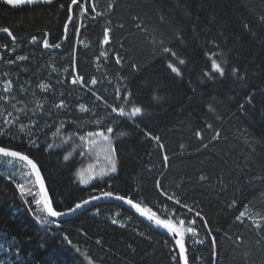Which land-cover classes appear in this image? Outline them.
I'll list each match as a JSON object with an SVG mask.
<instances>
[{"label": "trees", "instance_id": "obj_1", "mask_svg": "<svg viewBox=\"0 0 264 264\" xmlns=\"http://www.w3.org/2000/svg\"><path fill=\"white\" fill-rule=\"evenodd\" d=\"M70 2L0 3V27L17 37L0 33L8 45L0 47V95L9 96L0 100V146L36 162L58 211L112 191L161 216L165 206L176 209L186 226L196 221V236L185 235L189 264H264V0H78L68 13ZM45 39L60 47L45 48ZM212 59L223 76L212 72ZM77 76L97 83L73 84ZM5 80L13 82L10 94ZM61 101L65 107H55ZM109 105L143 112L120 117ZM108 126L116 171L107 165V174L94 171L82 183L91 165L104 167L91 161L96 147L106 160V144L79 137ZM29 190L38 193L28 167L0 156V264H178L172 241L120 205L103 202L56 220Z\"/></svg>", "mask_w": 264, "mask_h": 264}, {"label": "snow or ice", "instance_id": "obj_2", "mask_svg": "<svg viewBox=\"0 0 264 264\" xmlns=\"http://www.w3.org/2000/svg\"><path fill=\"white\" fill-rule=\"evenodd\" d=\"M85 2H87V0H85ZM0 3L5 4V5H11L12 8H18L20 6H24V5H35L38 3H43V4H52L53 0H0ZM78 4V0H71V2L67 5V12L71 13L73 11V6ZM66 6L64 4L60 5L61 9H64ZM79 7L84 8V3H79ZM91 10L95 11V5H91ZM87 11V9H85ZM68 19H72L71 15L68 16ZM261 20L264 21V17H261ZM65 28V32H67V25H64ZM108 29H105L104 32V43L107 44L109 42V36H108ZM0 33H6L8 37L11 38V40L14 42L16 41L17 37L15 35H13V32L8 28V27H0ZM32 42L35 43L36 42V37H32ZM43 46L45 48H49V47H56L59 48L60 44H49L48 40L45 39L43 41ZM0 47H8L7 44L4 45H0ZM164 52H170L171 50L168 48H164L163 49ZM101 55H106V53H101ZM173 56H176V54L173 52L172 53ZM213 56H215L216 54L213 53ZM19 60H25L27 59L24 56H20L18 57ZM177 61L178 64H184L185 61L183 59H180L179 57H177ZM9 63H13V61H9ZM117 64L121 63V60L119 58H117L116 60ZM133 68H135L136 66L133 65ZM168 68L175 73L176 75H181V70L180 68L172 63L169 62L168 64ZM211 70L213 73H219L221 76H223L225 74V70L224 68L221 66L220 63L217 62L216 59H212L211 60ZM237 69L233 68L232 72L235 75L237 73ZM5 76L7 75V73L4 74ZM205 75H209L208 72L205 73ZM242 78V77H241ZM73 84H87V83H91L92 85H95L97 83L96 78H91L90 81H85L84 77L82 76H77L76 78H74L71 81ZM13 87V82L10 80H5L4 81V87H3V93L6 94H10L11 90ZM39 87L42 90H47L48 89V85L47 84H43L41 83L39 85ZM23 90V89H22ZM117 94H119L120 90L117 89ZM95 94V93H93ZM33 95H35L33 93ZM130 95V94H129ZM99 99V97H97ZM125 100H127V97H121ZM9 99V96L7 95H0V100L2 101H7ZM11 99L15 100V97H11ZM249 99H251V97H249ZM19 103H23L22 101H18ZM12 107L15 108L16 104H12ZM36 109H43L44 104L41 101H36L35 104ZM55 107L57 108H63L65 107V104L63 101H61L59 104L55 105ZM109 107H111V112L112 113H116L118 116L123 117V116H128L129 118H133L136 117L138 115H140L143 112V109L139 106L133 105L131 107L130 112H126L123 106L120 107H113L111 105H109ZM80 110L82 112H86V111H90V109L86 108L85 105L81 104L80 105ZM20 111H23V109H21ZM0 115H3V113H0ZM12 113L9 112L8 116H11ZM17 119H19L17 117ZM95 123L99 124L101 121L97 120L94 121ZM115 122V121H114ZM5 124H12L14 123V121H10L7 118H5L4 120ZM208 127L210 128L211 125H208ZM26 128V125H24L23 123H20L19 125V129L20 131H24ZM57 132H59V129L57 130ZM113 132V128L111 126L106 127V129L104 130H100V131H95V132H87L86 135H81L79 137L80 141L84 144V145H96L100 142H103L104 144L107 145V150L111 153L113 150L111 149V137L108 135L110 133ZM3 132H0V135H3ZM125 133H120V135H124ZM72 135H75V133H73ZM196 135L198 137H201V133L197 132ZM219 137V133H216V135L213 137V139H216ZM154 139H156L157 141H159V137H154ZM66 142V141H65ZM48 147H52V145H49ZM160 147H163V145L161 144ZM181 147H183V145H181ZM204 147L206 148L207 145L205 144ZM81 155H83L84 153L81 152ZM0 155H2L3 157H11L14 159H19L20 161H24L27 163V165L30 166L32 173L35 175V184L39 185V192L36 193L35 195H33L31 193V191L29 190L28 195H33V201L35 203V205L39 208L40 212L46 213L47 217H60L65 215L64 212L61 211H57L51 201L49 200L48 197V193L45 189V184H44V180L41 176V172L40 169L37 167V164L29 158V156L22 154L19 151H13L10 150L8 147H0ZM71 155V153H69L68 155L64 156L65 160L69 159V156ZM106 159H108L111 167L108 169V171L111 172H115L116 171V162L115 160L112 158L111 155L107 156ZM168 157L164 156V161L167 162ZM107 174L106 172H102L101 175H105ZM93 177L89 176L87 179H85L83 176L81 177V182L82 183H88L89 180H91ZM201 179H205V177H201ZM158 186H159V182H158ZM20 189L21 194H24V187L22 185H18L17 186ZM102 196L104 197H114L116 200H120V201H124L126 204L130 205L131 207L135 208L137 212H139V214L143 217H145L147 220L153 222L157 227L166 230L168 233L172 234L174 238L178 237L177 239H175V243L179 248V252H178V264H180V262H182V264H189V258L187 256V249L185 247V235L186 233H190L193 237L196 236V229L194 227H191L190 225L195 224L196 221L192 220V221H188L186 226V221L185 219L181 218V214H179L177 212L176 209H171L169 210V208L167 206H165L164 209H162V212L164 213L163 216L158 215L156 212L152 211L151 208H148L147 206L142 207L140 203H134L132 198H128L124 195H120V194H114L112 191H105L102 192ZM39 197V198H37ZM100 197H92V200H96L99 199ZM169 200H172L175 204L180 205L182 208H186L187 205H183L181 204V201L178 197H174V196H168ZM90 201L85 200L82 203H77L75 205V208H69L68 211L69 212H73L76 209H79L83 206V204H88ZM25 203H27V201H25ZM42 206V207H41ZM191 208H188V211H191ZM197 216H200V213L197 212L196 213ZM245 215V212H241L240 216L237 217V219H240L241 217H243ZM37 220L40 223H45L46 222V217L44 219H41V217L39 215H37ZM113 223H115V221H113ZM198 243H203L202 240L200 241H196ZM213 243V247H215V241L212 242ZM215 254V253H214ZM176 257H174L175 259Z\"/></svg>", "mask_w": 264, "mask_h": 264}, {"label": "water", "instance_id": "obj_3", "mask_svg": "<svg viewBox=\"0 0 264 264\" xmlns=\"http://www.w3.org/2000/svg\"><path fill=\"white\" fill-rule=\"evenodd\" d=\"M0 147H2V146H0ZM10 150H12V149H10ZM13 151H17V150H13ZM22 154H23V153H22ZM0 156H2V155H0ZM7 158H11V157H7ZM29 158L32 159L31 157H29ZM12 159H14V158H12ZM16 160H19V159H16ZM32 160H33V159H32ZM19 161H20V160H19ZM33 161H34V160H33ZM21 162H23V163H25V164L27 165L26 162H24V161H21ZM34 162H35V161H34ZM35 163H36V162H35ZM27 167H28V169H29V171H30V173H31V175H32V177H33V179H34V181H35V175L32 173V170H31L30 166L27 165ZM37 167L39 168L38 165H37ZM39 169H40V168H39ZM40 172H41V169H40ZM41 176H42V178H43V180H44V177H43V175H42V172H41ZM44 184H45V189H46V191H47V193H48L49 200L51 201V198H50L49 191H48V189H47V186H46V182H45V180H44ZM36 187H37V189H38V191H39V185H38V184H36ZM114 194H115V193H114ZM94 196H95V197H100V198H99V199H96V200H92L91 198L94 197ZM85 200H88V201H90V202H89L88 204H83V206H82L81 208L76 209V210L73 211V212H69L68 209H67V210H65V211H61V212H64L65 215L60 216V217H51V218L56 219V220H65V219H68V218H70V217H73V216H75V215H77V214H79V213H81V212H84V211H86L87 209H89V208H91V207H93V206H95V205H97V204H100V203H103V202H111V203H114V204H117V205L122 206L123 208L127 209V210L130 211L132 214H134V215H135L140 221H142L143 223H145V224L148 225L149 227L154 228V229H156V230L162 232L163 234H165V235H166V236L172 241V243L175 245L176 250H177V253L179 252V248H178V246H177L176 243H175V239H177L178 237L174 238L173 235L170 234V233H168L166 230L157 227L153 222H151V221L147 220L145 217L141 216V215L139 214V212L136 211L135 208H133V207H131L130 205L126 204L124 201L116 200L114 197H104V196H102V193H99V194H96V195H93V196L87 197V198L81 200V201L78 202V203H82V202L85 201ZM133 202H134V201H133ZM51 203H52V202H51ZM134 203H135V202H134ZM76 204H77V203H76ZM76 204H74L71 208H75V205H76ZM57 211H58V210H57ZM180 264H182V262H180Z\"/></svg>", "mask_w": 264, "mask_h": 264}, {"label": "rangeland", "instance_id": "obj_4", "mask_svg": "<svg viewBox=\"0 0 264 264\" xmlns=\"http://www.w3.org/2000/svg\"><path fill=\"white\" fill-rule=\"evenodd\" d=\"M102 146V145H101ZM103 147V153H105L106 154V157L107 156H109V155H111V153L107 150V145H104V146H102ZM101 151L102 152V148H97L96 147V149H95V154L93 155L92 154V160L93 161H91L93 164H98V163H100V164H102V165H104V167H99V168H97V169H94V170H91V168H94V166L93 165H91L84 173H85V175H87L88 177H89V175H92V173L94 172V171H96V172H98V173H102V172H104L105 170H106V168H107V165H110V163H109V161H108V159H103L102 161L100 160V157L101 156H103V155H100V154H96V151ZM108 169V168H107Z\"/></svg>", "mask_w": 264, "mask_h": 264}, {"label": "bare ground", "instance_id": "obj_5", "mask_svg": "<svg viewBox=\"0 0 264 264\" xmlns=\"http://www.w3.org/2000/svg\"><path fill=\"white\" fill-rule=\"evenodd\" d=\"M13 150V149H12ZM24 154V153H23ZM26 155V154H25ZM3 157V156H2ZM7 158V157H6ZM10 159H12V158H10ZM16 160V159H15ZM23 163V162H22ZM25 164V163H24ZM26 165V164H25ZM27 166V165H26ZM46 186H47V184H46ZM48 189V188H47ZM39 192V191H38ZM71 208V207H70ZM67 210V209H66ZM63 211H65V210H63ZM187 254V253H186Z\"/></svg>", "mask_w": 264, "mask_h": 264}]
</instances>
